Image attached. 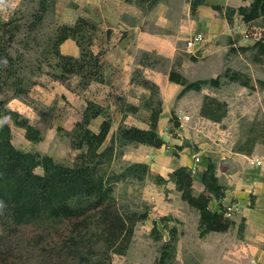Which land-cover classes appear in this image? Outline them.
Wrapping results in <instances>:
<instances>
[{
    "label": "rangeland",
    "instance_id": "374dc122",
    "mask_svg": "<svg viewBox=\"0 0 264 264\" xmlns=\"http://www.w3.org/2000/svg\"><path fill=\"white\" fill-rule=\"evenodd\" d=\"M70 1L47 0L44 13L40 10L42 0H3L0 4V51L5 50L17 63L11 69L6 62L0 69V101L5 107L27 118L41 132V140L32 141L26 137L23 127L7 118L12 129L13 144L18 149L49 155L60 164L76 166L83 163L82 156L86 151L85 147L73 145L76 124L82 120L88 104L102 102L106 115L114 119L120 116V105L123 107L126 101L120 99L119 94H112L108 99L104 88L97 85L95 80L84 86L78 74L63 72L57 66L56 37L60 27L66 24L74 26L80 18L95 23L94 30L86 27L82 34L84 45L91 42V50L94 33L99 29L97 22L89 17L72 19L74 14H67L63 9L82 8V13H86V10L83 4ZM217 7L219 9L212 6L214 12H226L225 8ZM38 13L43 14L42 20L37 21L35 15ZM234 14L230 36L217 40L209 51L206 47L197 52L190 51V54L181 51L172 69L182 73L189 81H195L217 77L226 68H231L250 77V82L256 88L222 78L219 87L206 86L200 91L188 90L183 94L182 91L177 92L176 97L168 101L167 114L171 118L175 114L185 124L183 127L168 125L160 131L169 141L171 149L168 152L174 156H179L186 145L192 153L203 152L204 149L200 147L203 143H208L213 151H236L237 145L245 143L248 136H255L258 144L254 152L257 157L264 158V85L258 83L259 80L264 82V59H256L253 48H241L251 47L256 40L264 39V17L244 24ZM8 21L12 24H2ZM14 25H20V28ZM9 33L15 34L11 44H8ZM154 61L161 69L168 65V60L158 56ZM100 66L103 73L101 59ZM13 69L25 78L23 87L27 91L20 95H16L8 83V74ZM15 78L11 76L10 83ZM151 84L147 85L151 91L149 98L144 96L125 100L145 106L149 102L158 109L164 103V98L160 97L159 86ZM206 95L226 103L227 114L220 122L201 116L199 109ZM129 105L127 103L126 108ZM143 155L141 153L137 158L141 159ZM132 163L135 162L130 149L119 145L111 164L104 167L107 178L113 183L112 198L85 216L44 224L7 225L0 222V264H155L167 239L170 240L172 227L177 229V243L180 236L190 238L188 247L195 250L200 237L196 224L197 212L189 208L188 214L180 212L188 203L170 180V174L167 178L151 170L152 176L144 180H116L115 177ZM36 172L42 174L43 168L38 166ZM157 175L165 181L159 183L154 178ZM132 213H146L147 218H135L137 222L129 247L124 255L118 254L115 249L121 245L119 239L123 232L116 221ZM162 217L171 218L162 221ZM155 225L157 230L153 231Z\"/></svg>",
    "mask_w": 264,
    "mask_h": 264
},
{
    "label": "crops",
    "instance_id": "0c3cea01",
    "mask_svg": "<svg viewBox=\"0 0 264 264\" xmlns=\"http://www.w3.org/2000/svg\"><path fill=\"white\" fill-rule=\"evenodd\" d=\"M74 1L83 4L86 13L81 12L82 8L67 7L63 10L67 14H74V20L79 16L89 17L99 27L94 33L92 51L101 54L104 76L102 80L94 82L104 88L108 99L112 94H119L120 99L126 101L123 107L120 105V116L112 119L105 145L115 136L117 149L120 145L117 133L122 125L142 129L150 127L151 110L145 105L128 102L125 98H149L150 87L145 83H155L159 86L160 97L164 98L158 121V135L166 143L160 148L136 143L121 146L130 149L134 162L147 163L153 173L167 178L181 166L192 168L195 195L205 191L202 175L208 165L206 157H211L216 163V175L223 187L224 196H212L210 208L219 211L221 206L232 202L238 204V210L231 215L235 225L226 232H210L205 237H198L195 250L188 247L190 238L178 237L177 253L170 264H264V169L253 162L258 155L255 152L248 155L232 150L213 151L208 143H203L204 145H200L204 149L202 154L192 153L186 145L179 156H174L168 152L171 149L168 139L160 132L166 126L174 124L167 114L168 101L176 97L184 86L171 81L169 74L181 51L190 54L186 46L187 39L196 32H204L207 35L205 47L209 51L217 40L232 34L233 13L244 24L264 17L245 22L239 13L240 7H249L254 0H205V3L197 7L195 16L191 13V0ZM212 6H221L226 12L216 13ZM58 49L66 56L79 57L81 54V49L73 38L64 40ZM157 56L168 60L164 69L158 68L159 64L154 61ZM109 90L113 92L110 93ZM127 103L137 107V110L126 108ZM96 104L104 107L102 102ZM104 119L103 115H99L92 119L88 127L99 132ZM184 124L180 121L181 127ZM141 153L144 154L143 158L138 159L137 156ZM197 156L201 157L199 162L195 161ZM196 181L199 182L198 185ZM185 206L180 212L188 214V208L196 211V224L199 227V211L189 204Z\"/></svg>",
    "mask_w": 264,
    "mask_h": 264
},
{
    "label": "trees",
    "instance_id": "16d2710c",
    "mask_svg": "<svg viewBox=\"0 0 264 264\" xmlns=\"http://www.w3.org/2000/svg\"><path fill=\"white\" fill-rule=\"evenodd\" d=\"M47 0H42L41 12L47 10ZM205 3V0H192L191 10L195 14L197 7ZM214 9L219 7L214 6ZM239 13L245 22H250L264 16V0H254L249 7H240ZM37 21L42 20L43 14L35 15ZM4 25H11L12 22H3ZM13 26V25H12ZM18 29L20 25H14ZM95 29L96 24L84 18L78 19L74 26L63 25L59 28L56 37L57 49L55 55L59 58L57 66L63 72L78 74L83 80L82 84L87 86L93 80H102L100 66V54H95L90 49L91 42L84 45V29ZM9 32V31H8ZM14 33H9L8 44H11ZM86 37V36H85ZM73 38L81 48L79 57L62 55L58 49L59 45L66 39ZM243 50L253 48L256 50V59H264V39L256 40L250 47H241ZM8 63L12 69L16 66V59H13L5 50L0 51V69ZM11 70L8 74V83L14 88L16 95H20L27 90L23 87L21 73ZM15 76V80L10 83L9 78ZM61 77V75H59ZM171 81L184 86L181 94L188 90L200 91L206 86L219 87L222 78L230 81H238L241 85L256 88L250 82V77L231 68L217 77L189 81L182 73L172 69L169 74ZM261 86L264 82L258 81ZM146 85H152L146 82ZM154 86V85H153ZM155 87V86H154ZM151 110L150 127L142 129L135 126L122 125L117 133L120 145L126 143L147 144L157 148L162 147L165 141L158 135V121L162 112V104L159 108H154L151 103H146ZM226 103L206 95L200 110L203 117L220 122L227 114ZM130 110H137V107L129 105ZM104 115L99 132L92 131L88 126L92 119ZM172 117L175 127L180 125L178 117ZM10 118L14 123L26 130V137L32 141L41 140V132L30 124L19 112L9 109L0 101V222L3 224H44L45 222H56L66 219L85 216L91 210L102 207L111 200L113 183L107 178L104 167L111 164L115 154V136L111 138L108 145H105L112 126V118L106 115L105 109L100 105L91 102L86 107L83 118L76 124L73 145L77 148L85 147L83 153V163L76 166H66L60 164L49 155H42L38 152H26L18 149L12 141V129L7 121ZM258 144L257 137L248 136L246 142L237 145L236 151L244 154H252ZM182 148V147H179ZM41 166L43 173L36 172V168ZM193 169L181 166L170 173V180L173 181L177 190L181 193L182 199L200 213L199 236L205 237L210 232H226L235 225L231 217L225 215L224 207L219 211L210 208L212 196L220 198L224 196L223 187L219 184L216 175V163L208 158L207 168L202 175V182L205 190L199 195L193 192ZM152 176L150 166L147 163L135 162L128 165L124 171L115 177L116 180L122 178H135L144 180ZM159 183L165 179L154 176ZM147 218L146 213L137 215L132 213L128 217H119L116 224L121 225L122 237L119 239L121 245L115 249L118 254L124 255L129 247L134 234L137 220ZM171 217H162V221ZM118 222V223H117ZM119 227V226H118ZM156 225L153 231H156ZM171 237L162 250L160 257L155 264H170L175 257L177 243V229L170 228Z\"/></svg>",
    "mask_w": 264,
    "mask_h": 264
},
{
    "label": "built area",
    "instance_id": "2783aa9c",
    "mask_svg": "<svg viewBox=\"0 0 264 264\" xmlns=\"http://www.w3.org/2000/svg\"><path fill=\"white\" fill-rule=\"evenodd\" d=\"M207 43V35L204 32H196L193 35H191L187 41L186 46L187 49L190 51H199L204 49ZM196 162L200 161V157L195 158ZM254 165L257 167H261L264 169V158L256 157L253 159ZM238 210V204L235 202H232L226 206H224V212L225 215L228 217H231V215Z\"/></svg>",
    "mask_w": 264,
    "mask_h": 264
},
{
    "label": "clouds",
    "instance_id": "9594fccd",
    "mask_svg": "<svg viewBox=\"0 0 264 264\" xmlns=\"http://www.w3.org/2000/svg\"><path fill=\"white\" fill-rule=\"evenodd\" d=\"M3 3V0H0V4H2ZM3 207V204H2V202H0V208H2Z\"/></svg>",
    "mask_w": 264,
    "mask_h": 264
}]
</instances>
